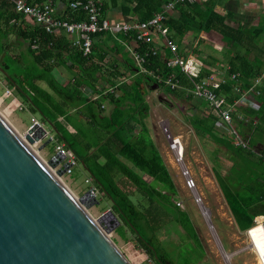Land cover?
<instances>
[{"label":"trees","instance_id":"obj_1","mask_svg":"<svg viewBox=\"0 0 264 264\" xmlns=\"http://www.w3.org/2000/svg\"><path fill=\"white\" fill-rule=\"evenodd\" d=\"M53 1L67 6L58 12L60 19H86L83 10L69 6L74 0ZM173 1L104 0L102 14L113 18L116 12L126 21L143 23ZM232 1L178 3L165 21L178 54L195 56L202 64L199 76L192 78L180 66L168 65L173 57L169 48L164 46L161 52L155 42L143 43L136 33L93 34L92 53L84 55L67 34L48 33L16 13L6 0H0V39L5 51L0 55V72L4 81L31 114L39 115L42 123L52 127L56 140L74 153L95 188L110 200L120 222V236L126 238L124 231L128 229L138 247L156 264H198L206 253L188 213L175 203L176 186L146 123L150 114L147 95L155 85L176 97L197 99L207 107L193 95L195 82L221 72L226 82L217 92L233 105L263 76L254 93L247 95L257 103L249 105L246 101L234 106L233 126L245 145L232 142L234 135L226 133L218 113L208 107L205 112L195 105V113L187 116V122L199 137H209L229 152V172L223 175L217 168L213 171L239 231L246 232L257 217H264V7L262 20L239 21L228 9ZM191 32L196 44L183 54L184 40ZM10 34L17 41L15 55L7 53ZM203 38L221 42L224 54L233 53L226 65L210 55L209 59L200 56ZM134 52L144 56L141 65ZM56 70L65 72L68 79H57ZM170 77L176 87L168 84ZM128 184L141 200L136 202L125 190ZM171 221L191 240L177 262L170 259L158 237L159 226Z\"/></svg>","mask_w":264,"mask_h":264},{"label":"rangeland","instance_id":"obj_2","mask_svg":"<svg viewBox=\"0 0 264 264\" xmlns=\"http://www.w3.org/2000/svg\"><path fill=\"white\" fill-rule=\"evenodd\" d=\"M258 17V15L254 18L250 17L248 22H251L250 20L257 22ZM231 23L235 25L234 22ZM202 40L203 42L199 46L202 51L200 54L202 58L209 59L208 55H210L220 62H225L226 65L233 56L230 51H226L224 54L221 42H214L205 38ZM196 41V36L186 38L184 48L182 47L183 54L191 52ZM16 42L14 34H10L7 41L10 44L7 48L9 55L16 54L18 49ZM4 54L5 51L0 39V55ZM60 81L63 82L62 79ZM8 90L11 92V96H7V99L0 104V113L5 110L6 114L3 116L21 136H25L26 132L36 122L44 125L50 132L49 137L52 138V142L43 147V143L47 141L45 139L42 143L32 147L45 161H49L55 155L56 147L62 145L56 140L54 130L49 124H43L39 115L31 114L27 110L25 102L22 103V109L17 108L10 113L13 106L6 107L17 95L7 86L0 72V97ZM149 90L147 101L150 105V114L146 123L176 186L175 203L182 211L188 213L205 250L206 254L198 264H258L251 252L235 253L244 247L246 235L245 232H241L237 228L213 171L214 168H217L223 175L229 172L232 166L227 154L229 152L209 137H199L187 122V116L195 113V105H198L199 109L205 112H208V108L197 99L189 101L185 97L179 98L159 87H152ZM247 101L250 105L257 100L248 96ZM233 127L235 130L225 126L226 133L230 136L233 135L234 131L238 133V129ZM165 128L183 146L184 152L179 157L171 148L172 143H170ZM240 139V135L234 136L232 142L237 145ZM144 178L150 183L153 182V179L147 175H144ZM61 180L77 198H81L90 188L95 187L89 174L80 163L74 168L71 176H63ZM124 188L133 195L136 202L141 200L132 185L128 184ZM95 190L98 204L90 205L87 210L99 222L104 215L109 212L113 213V211L110 200L96 188ZM201 205L208 210L209 219L205 217ZM113 216V222L102 227L130 262L132 264H156L143 249L138 247L135 237L128 229L124 231L126 238L120 236L118 232L120 222L114 213ZM166 219L170 220L171 218L166 217ZM171 222L163 227L159 226L158 237L170 254V259L177 262L179 255L184 254L191 240L178 224ZM209 222L213 227H210ZM224 254L231 255L228 261Z\"/></svg>","mask_w":264,"mask_h":264},{"label":"water","instance_id":"obj_3","mask_svg":"<svg viewBox=\"0 0 264 264\" xmlns=\"http://www.w3.org/2000/svg\"><path fill=\"white\" fill-rule=\"evenodd\" d=\"M6 99L7 93L0 104ZM11 105L10 113L17 109L13 101L6 108ZM4 114L5 110L0 113V264H132L103 228L113 222V213L98 222L87 210L98 204L95 187L77 198L60 178L70 166L62 152L45 161L33 149L45 139L43 147L52 142L48 129L36 122L21 136ZM167 135L173 143L169 131Z\"/></svg>","mask_w":264,"mask_h":264},{"label":"built area","instance_id":"obj_4","mask_svg":"<svg viewBox=\"0 0 264 264\" xmlns=\"http://www.w3.org/2000/svg\"><path fill=\"white\" fill-rule=\"evenodd\" d=\"M10 3L16 13L23 15L28 20L40 25L48 33H65L71 38L73 45L81 46L84 51V55L92 53L93 38L91 35L98 33H136L137 39L143 43H154L156 36L163 38V44L169 48L173 53L172 59L168 62L169 66H180L184 73L192 78H197L201 71V62L195 57L184 58L178 54V45L170 37V30L166 26L165 21L168 16L172 14L178 3H193L196 0H174L166 4L162 12L156 14L154 18L148 22L137 23L130 21H121L114 19L110 16L104 17L102 14V6L104 0H74L71 1L69 6L73 10H83L86 14V19L83 21H67L57 17L59 10H62L67 6L61 3H55L53 0H6ZM58 4L61 5V9ZM57 5V6H56ZM156 51H154V54ZM134 56L136 62L141 65L145 61L144 56L135 53ZM235 79L236 75H232ZM262 77L257 78L254 87L249 91L254 93L255 87L262 81ZM173 78L168 79V84L176 87L177 84L173 82ZM226 82V76L221 72H214L209 77L195 82V88L193 95L195 98L201 99L207 103V107L216 113L220 117V122L228 126L231 130H235L233 127V113L235 105L245 103L247 101V93H244L243 98L239 101H235L232 105L228 103L227 98L219 94L217 90L222 87ZM249 92V93H250ZM7 96H11V92L7 91ZM12 101L17 105V108L22 109L23 99L15 96ZM252 103V102H251ZM254 103H257L255 101ZM252 103V104H254ZM167 131V129H166ZM234 136H239L236 131L232 133ZM178 141L179 147L177 149L176 142ZM243 140H239L237 145L243 144ZM172 149L174 153H182V145L178 139L173 137ZM56 152H62L66 157L67 163L70 165L63 176H71L74 172V168L78 164L74 153L68 150L64 144L56 147ZM61 176L60 178H62ZM246 242L244 247L236 251V254L244 252H251L254 254L258 264H264V217H257L253 226H251L246 232Z\"/></svg>","mask_w":264,"mask_h":264},{"label":"crops","instance_id":"obj_5","mask_svg":"<svg viewBox=\"0 0 264 264\" xmlns=\"http://www.w3.org/2000/svg\"><path fill=\"white\" fill-rule=\"evenodd\" d=\"M58 6L61 9V5L58 4ZM263 7H264V0H258L255 3L254 2L253 3H250V2H247V1H244V0H233L230 3L228 9H230L231 11H233L237 15V18L236 19H238L239 21H243L244 19H246L248 21V18L249 19H251L252 17L254 18V16H256V15L259 16L258 17L259 18L258 20L260 21L263 18L261 16L262 14H260ZM112 16H113L114 19L116 18L118 20H124V19H122L121 15L119 13H116L115 12V13H113ZM191 36H192V38L194 37V34L192 32L190 34H188L187 38H191ZM155 43L158 46V48H160V49L164 47L163 38L161 36H159V35L155 37ZM109 44H111V43H109ZM161 52H163V49H161ZM118 59H119V61L123 62L122 55H118ZM55 76L59 80L62 79L63 82L65 81V79L66 80L68 79V77L65 74V72H61L59 70H56L55 71ZM148 96L149 95H147V99H148ZM45 125H47V124H45ZM68 129L72 133L75 132L74 129L71 128V127H68Z\"/></svg>","mask_w":264,"mask_h":264},{"label":"bare ground","instance_id":"obj_6","mask_svg":"<svg viewBox=\"0 0 264 264\" xmlns=\"http://www.w3.org/2000/svg\"><path fill=\"white\" fill-rule=\"evenodd\" d=\"M176 145H177V149H178V147H179V143H178V141L176 142ZM181 145H182V144H181ZM171 148H172V146H171ZM183 152H184V149H183V146H182V154H183ZM177 156L179 157V156H180V153H177ZM201 206H202V205H201ZM202 210H203V213H204L205 217L208 219V218H209V212H208V210L205 209L204 206H202ZM225 257L229 259V258L231 257V255L226 254Z\"/></svg>","mask_w":264,"mask_h":264}]
</instances>
